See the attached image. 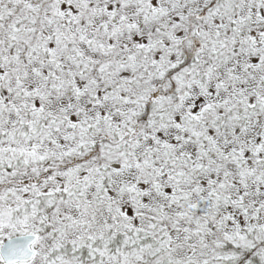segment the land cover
I'll use <instances>...</instances> for the list:
<instances>
[{
    "label": "snow or ice",
    "instance_id": "6c2138e0",
    "mask_svg": "<svg viewBox=\"0 0 264 264\" xmlns=\"http://www.w3.org/2000/svg\"><path fill=\"white\" fill-rule=\"evenodd\" d=\"M0 264H264V0H0Z\"/></svg>",
    "mask_w": 264,
    "mask_h": 264
}]
</instances>
